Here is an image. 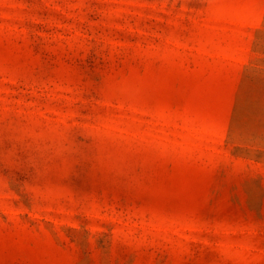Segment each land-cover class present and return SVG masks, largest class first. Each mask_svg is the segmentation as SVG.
<instances>
[{
  "label": "rangeland",
  "instance_id": "rangeland-1",
  "mask_svg": "<svg viewBox=\"0 0 264 264\" xmlns=\"http://www.w3.org/2000/svg\"><path fill=\"white\" fill-rule=\"evenodd\" d=\"M0 264H264V0H0Z\"/></svg>",
  "mask_w": 264,
  "mask_h": 264
}]
</instances>
